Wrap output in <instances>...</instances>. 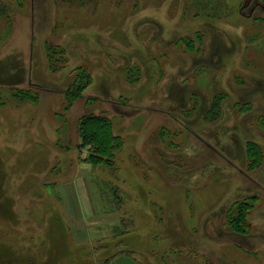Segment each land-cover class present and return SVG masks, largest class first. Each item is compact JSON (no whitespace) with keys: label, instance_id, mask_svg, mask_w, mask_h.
Masks as SVG:
<instances>
[{"label":"rangeland","instance_id":"rangeland-1","mask_svg":"<svg viewBox=\"0 0 264 264\" xmlns=\"http://www.w3.org/2000/svg\"><path fill=\"white\" fill-rule=\"evenodd\" d=\"M30 1L23 11L12 4L9 30L0 17V264H52L66 255L59 203L49 185L76 178L67 170L78 159L75 149L61 156L56 151L70 142L69 122L84 109L110 116L124 137L113 170L132 219L124 220L125 228L134 232L109 251L132 250L142 264H264V160L256 166L245 154L253 144L264 151V0ZM198 4L219 13L204 19ZM196 11L200 17H192ZM196 29L204 34L196 44V59H203L197 67L204 65L199 69L191 67L194 52L174 45ZM47 41L65 47L63 71L49 70ZM80 64L92 83L64 113L62 89L69 70ZM135 65L138 82H127L125 70ZM236 76L249 91L231 93ZM14 88L37 92V101L14 98ZM219 91L229 94L221 117L207 120L204 113ZM88 97L96 99L86 104ZM235 100L249 101L248 109L236 111ZM159 128L167 134L157 147ZM243 197L251 204L249 225L234 232L228 209ZM150 212L171 231L164 234V222L154 230Z\"/></svg>","mask_w":264,"mask_h":264},{"label":"trees","instance_id":"trees-1","mask_svg":"<svg viewBox=\"0 0 264 264\" xmlns=\"http://www.w3.org/2000/svg\"><path fill=\"white\" fill-rule=\"evenodd\" d=\"M26 2L28 5H31L30 0H0V17L5 18V22L7 24L6 30H9L11 26V19H12L11 15L14 12L13 10L14 6H12V4H14L20 11L21 10L23 11L26 7L25 6ZM196 8L201 11L204 19H208L211 17L213 18L219 13L217 11V7L210 5L208 6L207 4H200V5L198 4ZM192 17H200L199 12L196 11ZM53 32H55V27L52 30V33ZM203 36H204L203 32L199 29H196L192 33V36L181 35L175 38L176 40L174 39V43H176L174 44L175 47H177V44L182 45L183 47H185L184 50L186 52L188 53L194 52V59L191 60L192 63L191 67H194L195 69L204 67V65L197 67L198 66L197 60L203 61V59L201 57H198L199 59H196L197 56L199 55V53H197L198 46L196 47V44L202 43ZM44 51H45L46 59L48 61V67L51 72H57V71L60 72L66 69L68 65V59L66 55V49L64 46L60 45L59 43H52L47 41L44 46ZM163 60H169V58ZM69 72L71 76L70 80L64 86V89H62L63 98H64V105L62 110L64 111V113L68 111V109L77 101V99L83 95L84 91L92 83V74L88 69L87 65H81V64L76 65L75 67L70 69ZM139 73H140V68L136 65L135 67L128 68L125 70V80L130 83H136L138 82L139 79ZM234 82H236L237 85H240L244 83V79L236 76ZM237 85L235 84L234 87H236ZM11 95L20 101L35 102L38 99L37 92L27 88H14V90H12L11 92ZM228 95L229 94L227 92L224 93L223 91L214 93V95L210 99L209 106L204 113V118L210 121L219 120L222 112V104L227 99ZM95 99L96 97H88L86 104H88L90 101H95ZM1 103H4V101L0 99V104ZM247 104H249L248 101L238 102L237 100H235L234 103L235 107L233 106V108H235L236 111H241V110L243 111L244 109L245 110L248 109L249 106ZM57 114L62 115L59 112ZM58 129L59 127H57V130L55 132L56 146L57 145L59 146V144H61V140L59 139L58 136ZM137 130L138 129H136L135 132L136 134H137ZM76 134H77L76 143L74 142V140L72 141L69 140L70 142H68L67 145L65 146L60 145L59 149L58 150L56 149L57 150L56 154L58 155L59 152L62 151L69 152V150L71 149L70 147L74 148L75 150H78V152L86 148L87 156L85 160L89 162L92 165V167L96 169L102 168L104 170H107V171H99L100 175H98L99 178L97 179H100V177L102 176L106 177V174L108 175L109 173V175H111V179H109V177L108 179H106L107 178L106 177L105 179L101 178L100 180L101 181L110 180L112 182H118V180H120L121 177L118 176L115 172L117 170L116 165H118L116 161V155H117L116 152L123 147L124 137L123 135L120 134L119 131H117V129L115 130L112 118L105 113L86 112V110L84 109L83 113H81V115L77 117ZM166 134L167 132L164 131V129L159 128L158 135L154 136L155 138L154 144L157 147L159 146L160 138L163 139ZM148 137H151L150 134ZM245 150H246L245 154L247 158H253V159L255 158L254 163L256 166L257 164L260 165L261 162L264 160V151L258 144L250 145V147L248 145ZM170 151H173V149H170ZM170 151L169 154L171 153ZM150 152L152 154L154 153L153 150ZM144 157L145 156H143L142 158L144 159ZM160 159L165 163H169L166 159H163V157ZM65 163H66L65 165L71 166L73 161H70L68 159V161H66ZM158 164L163 165L162 163H160V161L158 162ZM113 169H115V171ZM51 172L57 175L58 170L54 168V170L52 169ZM144 176H146V174H144ZM46 185L47 184H43L44 187ZM110 189L113 192V195L116 197V199L118 198L119 200L120 190L117 184L113 183ZM100 191L103 194H105L104 196L107 195L104 189L101 188ZM245 199L246 198L244 197L243 199L237 198L231 204L232 205L231 208L228 209L229 212L227 213L228 215L226 217L228 221L227 225L234 232L244 231L249 225L247 217L249 214V208L251 207V204L246 202ZM124 220L125 219H122V225H120L119 227L117 226L116 228L113 229L112 232L114 236L121 235L131 231L130 229L128 230L127 228H125L126 225ZM123 241H125V239L113 238L109 242H106L105 245H99L97 247L106 249L108 246L109 247L115 246L119 243L126 244V242L123 243ZM121 251L124 252L129 250L124 248H119L117 252L115 253L111 252L109 254L106 253V251H103L102 252L103 256H101L102 258L99 259L102 262H100L99 264H106L112 257L117 255Z\"/></svg>","mask_w":264,"mask_h":264},{"label":"crops","instance_id":"crops-1","mask_svg":"<svg viewBox=\"0 0 264 264\" xmlns=\"http://www.w3.org/2000/svg\"><path fill=\"white\" fill-rule=\"evenodd\" d=\"M244 87H246L245 84H242L241 87L240 86L230 87L231 93L243 91L245 90ZM246 91L249 90H245L243 92ZM248 103L250 102L248 101ZM63 121L64 122L62 123L61 128L58 129V136L61 141L63 140V138L61 137L63 135L62 127L67 123L66 119H63ZM76 124H77V119L74 121L73 120L70 121L69 130L71 132L70 131L68 132L70 137V139L68 140L70 141L74 140L75 143L77 141ZM73 131H75L74 138H73ZM62 154H63L62 152L61 153L59 152L58 156H61ZM76 155L78 159L73 164L74 168L72 167L67 168V170L72 169L74 175L76 174V178L73 181H69L68 179L65 181L60 180L58 182H55L54 184L49 185L52 187V190H55V192H53L54 194L53 198L55 197L56 202L59 203L60 219L63 224L61 226L62 229L64 228L65 230V234H64L65 236L63 239L66 240V244H67L65 253L63 252L62 248H59L60 249L59 252L56 251L59 254L64 253L66 255L64 257L61 256L59 258L60 260L57 259V262H54L52 264L55 263L56 264H99L100 262H102L99 259H101L102 258L101 256H103V255L99 256L100 255L99 251H106V253L108 254L111 253L112 251L111 250L109 251L111 246L110 247L108 246L106 249H103V248L95 247L96 244H98L97 246L105 245L106 242H109L114 237H116V239H120V238L124 239V237H126L128 234L134 232L133 226H127V229L128 230L131 229V231L121 235L114 236L112 232L114 228L122 225V219L132 220L130 218L131 215L128 216L127 211L125 209V200H124L125 194L121 192L122 190L120 186L121 179L118 180V182H112L110 180L107 181L98 180L97 179L99 178L98 175H100L99 171H107V170H104L102 168L96 169L92 167V165L85 160L87 156L86 148L82 149L80 152H78V150H75V156ZM91 169H96L95 173H97V175L91 173L92 172ZM140 172L141 174L147 173L146 169L145 170L142 169L140 170ZM143 177L144 175L142 176V178ZM113 183L117 184L120 190L119 200L118 198L116 199V197L113 195V192L110 189ZM101 188L105 190L107 194L106 196H104L105 194H103L100 191ZM134 204L136 206L138 205L137 202H135ZM37 216L38 215H36V217ZM41 220L42 218L40 217L36 219V221L39 222V225L42 223ZM152 221L154 224L153 228H155L154 230H158V227L162 226V223L164 222L162 227L164 234L169 233V231H171L170 226L166 224L167 222L166 220L162 218H158L156 215H153ZM59 242L60 244L62 243V241ZM96 250L98 254L96 253ZM117 251L118 249L114 250L112 253H115ZM153 251L156 250L155 249L150 250V252ZM45 263L48 264L47 261ZM106 264H142V263L138 262V259L135 257V252L129 250L124 252L121 251L120 253L112 257Z\"/></svg>","mask_w":264,"mask_h":264}]
</instances>
